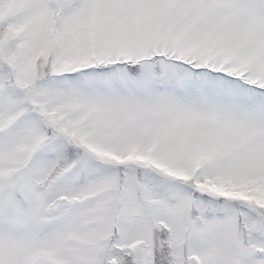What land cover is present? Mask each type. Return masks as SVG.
<instances>
[{
  "label": "snow or ice",
  "instance_id": "obj_1",
  "mask_svg": "<svg viewBox=\"0 0 264 264\" xmlns=\"http://www.w3.org/2000/svg\"><path fill=\"white\" fill-rule=\"evenodd\" d=\"M0 264H264V0H0Z\"/></svg>",
  "mask_w": 264,
  "mask_h": 264
}]
</instances>
